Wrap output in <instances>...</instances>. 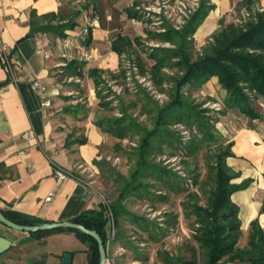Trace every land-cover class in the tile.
<instances>
[{"label":"trees","instance_id":"obj_1","mask_svg":"<svg viewBox=\"0 0 264 264\" xmlns=\"http://www.w3.org/2000/svg\"><path fill=\"white\" fill-rule=\"evenodd\" d=\"M77 9H71L65 13L47 12L43 14L32 13L29 20L31 33L36 31H48L54 36L65 38L68 30H73L77 25V17L81 9H87L90 5L94 7L96 0H83ZM130 6L126 7L128 18L146 21L139 13V6L148 0H132ZM257 0H237L234 3L235 13L222 15L218 20V26L203 41H197L194 33L199 28L209 11L213 9L210 0H199L197 8L190 13L179 28L169 24H163L164 31L150 32V37L158 43H168V46L158 45L150 48L148 58L152 64L148 68L149 76L156 84L165 81L170 82L169 100L159 104L156 100L148 97L152 104L154 115L150 127L138 122L134 116L127 115L124 106H119L120 115L112 112L116 106L111 105L108 99L109 93L106 81L103 77L108 74L111 79L121 76L124 79L125 67L120 63L116 72L103 70L98 67H90L86 74L90 76L94 84V92L98 98V106L102 110L96 115L94 123L115 140L110 144L101 146L100 158H93L92 163L97 167L98 173L109 177L117 185L118 194L107 203L113 221V238L108 243V212L107 206L100 201L97 209L83 210L71 221L84 225L89 229H96L103 240L106 251L113 242L117 241L123 232L118 228L119 217L129 214L124 206L127 197L136 195L148 198L151 193L165 198L162 189L169 191H182L192 183L185 175H178L176 171L166 168L153 156L161 152V145L166 144L170 149L179 148L181 139L176 136L169 125L172 123H183L187 126H195L199 137L194 135L195 141L186 143L187 153H194L198 145L217 144V149L211 153L207 161V172L205 179L200 182L199 189L205 196L204 203L198 201L196 192H187L182 202L186 214L193 215L192 234L197 247L190 246V255L183 256L181 253L170 254L168 251L159 250L158 260L162 264H264V230L260 227L257 219L249 223L246 238H242V230L238 217V207L231 200V193L248 185L250 179H244L240 183H234L231 179L235 173L231 171L225 162V158L232 154V141L228 139L225 132L226 124L231 119L246 117L249 120L261 118L264 109V10L256 11L254 4ZM247 7L251 10L250 17H241L240 10ZM240 21H235V17ZM91 27L83 39L88 45L91 41ZM134 40L138 41V37ZM132 45V40L127 35L117 34L111 41V50L115 51L119 58ZM141 74L145 69L138 58H132ZM84 61L73 58L67 60L63 66V74L70 76H83L82 67ZM172 73H165L163 69ZM212 77L220 92H224L215 100L214 93L207 91L209 98L217 103L218 112L207 115L208 109H196L191 101L183 94L184 86L193 88H204L205 83ZM103 84V85H102ZM155 84V85H156ZM107 86V87H106ZM210 100V99H208ZM81 103L74 108L77 111ZM214 117V118H213ZM213 118V119H212ZM222 135H216L213 132ZM220 130V131H219ZM225 138H224V137ZM133 141L130 149H125L122 141ZM85 137L72 140L65 139L68 143H85ZM110 149L113 157H120L121 152H127L133 165L127 175L115 169L107 160L108 153L104 149ZM174 152V151H173ZM4 168L0 164V172ZM154 181L161 184L152 191ZM189 182V183H188ZM186 185V186H185ZM163 187V188H162ZM159 191V193H156ZM1 212L7 218L19 224H39L45 221L38 217L27 215L13 210ZM264 213V197H262L259 208ZM134 215L133 213H131ZM145 220L144 217L135 215ZM137 219V220H138ZM151 221L146 220L143 229ZM116 228V230H115ZM72 231L75 236L87 244L86 262L84 264H98L99 253L95 239L73 228H54L49 230L30 231L32 236H41L57 231ZM153 230V229H152ZM164 228L160 227V233L164 234ZM152 231L150 236L157 240ZM126 243L124 242L123 245ZM108 245V246H107Z\"/></svg>","mask_w":264,"mask_h":264},{"label":"crops","instance_id":"obj_2","mask_svg":"<svg viewBox=\"0 0 264 264\" xmlns=\"http://www.w3.org/2000/svg\"><path fill=\"white\" fill-rule=\"evenodd\" d=\"M236 1L210 0L213 9L198 26L194 38L203 41ZM257 1L264 6V0ZM78 5L79 0H0V164L4 168L0 172V209L45 222L71 220L83 210L99 207V195L87 174L97 169L92 161L100 158L101 146L114 140L94 123L96 104L69 94L76 89L75 80L82 77L94 91L93 81L86 74L90 67L106 73L117 71L119 56L110 46L114 37L122 33L112 36L115 28L103 24L92 28L91 41L85 46L92 58L83 60L80 77L63 74L67 60L61 56L60 46L64 38L48 31L31 33L29 20L33 12L68 13ZM80 17L79 14L78 25L68 32L78 31ZM103 75L108 81L115 80ZM34 81L41 85L50 107L42 106L43 96ZM216 86V78L212 77L204 89L211 91ZM78 103L81 106L76 111ZM261 110V118H231L225 127L232 141V154L225 158L235 173L231 181L250 179L246 187L230 196L238 207L244 239L253 219L264 230V213L259 211L264 197V109ZM78 137L87 141L65 144V139ZM0 234L12 241L9 249L0 254V264H63L64 251L72 254L68 264L86 262V246L68 230L37 237L26 231L17 233L0 223ZM53 238L60 244L52 242ZM112 261L107 251L106 264Z\"/></svg>","mask_w":264,"mask_h":264},{"label":"rangeland","instance_id":"obj_3","mask_svg":"<svg viewBox=\"0 0 264 264\" xmlns=\"http://www.w3.org/2000/svg\"><path fill=\"white\" fill-rule=\"evenodd\" d=\"M130 1L132 0H96L94 7L90 5L87 9H84V11L86 12L88 19H95L91 24V29L97 24H103L115 28V30L111 32L112 36L117 32H121L132 40V45H130V47L127 48V51L121 55V58H118L120 63H123V66L126 65L127 61L130 59L138 58L142 67L145 69V74L139 72L141 77L137 78L134 76L128 82L121 76L117 75L114 81L109 80L112 86H109L106 83L108 89L105 91L109 93L108 99H111V105L116 106V108L112 112H104L120 115L119 106L122 105L124 106L127 115L134 116L138 122L150 127L154 112L152 110V104L148 101V97L156 100L159 104L169 100L170 82L165 81L159 85L148 75L149 73L146 71H148V68L152 64V59L148 58V52L151 47L158 45L168 46L169 44L158 43V41L150 37V34L147 33V31H160L156 27L163 24L173 26V22L168 19L167 15H162L163 20L160 25H156L158 22H155L153 21L154 19L150 18L146 21L130 17L128 18L126 15V7L130 6ZM83 2L84 1H81L79 4ZM134 7V9H139L138 11L140 14L142 13L139 8L141 5H139V7ZM109 16L111 17L110 19ZM79 21V25L83 23L82 17H80ZM135 37H138V41L134 40ZM84 38L85 36L83 38L78 37L77 39L80 44L86 46L83 42ZM78 60L82 61L84 59ZM163 70L167 74L172 73L166 68ZM75 83L77 84L76 89L69 95L73 98H79L84 101L91 100L94 105L96 104V118V115L102 110L97 104L98 98L94 94V91L92 90L91 92L89 90L90 88L87 85L86 77L75 80ZM211 91L216 97L215 100H219V97L221 96L220 93L222 92H220L218 86L214 87V90ZM157 93H159L161 97L157 96ZM183 94L188 98V101H191L196 109L203 108V110H211L206 113L207 115L219 111V106H217L215 100L209 98L207 91H205L202 86L200 89L191 86H184ZM231 118H234V116L231 115ZM194 127L195 126L184 125L183 123L170 124L169 129H172L175 135L180 137L182 141L181 146H179V148L170 149L166 144H162L160 149L161 152L152 157L156 161H160L166 168L176 171L178 175H185L190 178L192 183L188 182L189 184L187 185L186 191H169L167 189H162L161 193L165 194V198L158 197L156 194L151 193L148 198L133 195L125 199L124 206L129 211V214L119 217L118 228L123 232V235L109 246L108 253L113 259L112 264H162L158 260L157 254L159 250L163 249L170 254L181 253L183 256L187 257L191 252L189 247H197L194 239L191 237L194 217L193 215L186 214L182 202L186 198V193L192 191L197 193L198 201L204 203L205 196L200 191L199 184L206 177L207 161L210 160L211 153L217 149V144L211 143L208 146L203 144L198 145L194 153L188 154L186 152V143L189 140L197 142L194 135L199 137V133L196 132ZM220 133L221 134L214 132L216 135H222V132ZM112 139L114 138L112 137ZM114 140H112V142ZM112 142L110 141V143ZM132 142L133 141L123 140L122 145L125 149H130L129 147L134 145ZM105 151L109 152L107 160L110 157L109 161L114 165L115 169L122 172V174L127 175L133 165V161L128 157L127 152H121L120 157L112 158L113 152L107 148L104 149V152ZM98 172V169H96L91 173L89 172V175L87 174V176L92 179V186L99 195L100 201L107 206V203H110L118 194L117 185L108 176L105 177ZM153 182L154 187H151L152 191L158 188L159 185L161 186L159 182L154 180ZM156 193H159V191ZM107 212L109 214L107 225L109 229H111L113 227V221L108 206ZM137 214L144 217L145 220L141 218L138 219V217L136 218L135 215ZM146 220L151 222L147 223L148 225L146 226V229H143ZM160 227L165 229L164 234L160 233ZM3 228L5 229V227ZM14 231L17 233L21 232L16 229H14ZM152 231L155 232L153 235L157 237V240H154L150 236ZM52 242L60 244L56 238H53ZM124 242L126 243L125 245H123ZM83 244L87 249V244L84 242Z\"/></svg>","mask_w":264,"mask_h":264},{"label":"built area","instance_id":"obj_4","mask_svg":"<svg viewBox=\"0 0 264 264\" xmlns=\"http://www.w3.org/2000/svg\"><path fill=\"white\" fill-rule=\"evenodd\" d=\"M80 1L83 0H79V2ZM198 4L199 0H148V2H142L140 4L141 7H138L141 9V15H143L142 17H144V19H154L153 21L158 22L156 25H160L163 20L162 15H167L168 19L173 22V27L179 28L180 25L184 22V20L190 15V13H192L197 8ZM254 8L256 9V11L264 10V6L260 5L259 3H255ZM230 12L235 13L234 5L231 7ZM240 15L241 17H250L251 10H249L247 7H242L240 10ZM81 17L83 23L79 25L78 31L75 33L67 32V36L63 39L61 43V56H63L66 60H70L73 58L89 60L92 58L91 52L88 51L84 45L80 44L77 38H83L87 35L88 28L89 26L91 27V24L94 22L95 19H88L84 9H81ZM234 19L235 21H240V17L238 16H236ZM156 28L160 31H164L162 25ZM124 67V79L127 82L134 76L137 78L141 77L136 63L131 59L127 61ZM104 79L109 86H112V84L105 77ZM33 84L39 89V94L43 96V99L41 101L42 106L47 108L50 107V100L44 98L45 92L42 90L41 85L37 81H34ZM157 94V96L161 97L159 93ZM48 114H50V111H48ZM23 136L27 137L28 133L24 132ZM80 166L82 167V165ZM112 228L108 231V243L113 238L114 230Z\"/></svg>","mask_w":264,"mask_h":264},{"label":"water","instance_id":"obj_5","mask_svg":"<svg viewBox=\"0 0 264 264\" xmlns=\"http://www.w3.org/2000/svg\"><path fill=\"white\" fill-rule=\"evenodd\" d=\"M0 223H2L3 225L7 227H10V229L13 228V229L24 231V232L25 231L26 232L37 231V230L38 231L39 230H49V229L60 228V227L82 230V232L91 235L97 242L98 253H99L98 264H106L107 251L103 244V240L101 236L99 235V233L96 231V229L86 228L84 225L71 221V220L42 222V223L33 224V225H29L25 223L19 224V223L12 221L10 218H7L6 216H4L1 210H0ZM11 244H12V241L9 238L0 234V254L8 250ZM71 257H72L71 252L64 251L61 256L62 263L63 264L70 263Z\"/></svg>","mask_w":264,"mask_h":264}]
</instances>
